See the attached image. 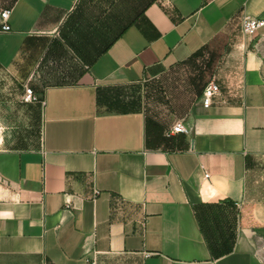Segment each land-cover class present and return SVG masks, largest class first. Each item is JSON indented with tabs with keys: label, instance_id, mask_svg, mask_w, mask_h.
Instances as JSON below:
<instances>
[{
	"label": "crops",
	"instance_id": "obj_1",
	"mask_svg": "<svg viewBox=\"0 0 264 264\" xmlns=\"http://www.w3.org/2000/svg\"><path fill=\"white\" fill-rule=\"evenodd\" d=\"M4 10L0 264H264V30L240 31L264 0ZM206 57L212 105L161 108L167 73Z\"/></svg>",
	"mask_w": 264,
	"mask_h": 264
},
{
	"label": "built area",
	"instance_id": "obj_2",
	"mask_svg": "<svg viewBox=\"0 0 264 264\" xmlns=\"http://www.w3.org/2000/svg\"><path fill=\"white\" fill-rule=\"evenodd\" d=\"M1 17V32H9L10 26L8 24L10 11L4 10L0 12ZM264 30V19L255 18L249 15H242L240 17V31L244 39L251 40L253 37L257 35L258 32ZM220 94L219 85L210 81L203 90L201 103L205 109H208L212 105L213 99ZM24 104H37L42 103L39 101L37 95L34 93L33 89L29 86H24V92L21 99ZM43 104V103H42ZM3 132L2 126L0 124V136ZM188 130L183 122H177L172 127L171 131L167 134V136L184 134L187 133ZM209 175H205V178H208ZM89 264H95L94 261Z\"/></svg>",
	"mask_w": 264,
	"mask_h": 264
},
{
	"label": "rangeland",
	"instance_id": "obj_3",
	"mask_svg": "<svg viewBox=\"0 0 264 264\" xmlns=\"http://www.w3.org/2000/svg\"><path fill=\"white\" fill-rule=\"evenodd\" d=\"M207 63H209L208 57L203 58V60L197 59L196 69H190V67L184 69L180 67L167 73V85L164 87H157L160 97L158 105L162 108V106L169 102H173L176 98L177 100H182V98L188 97L194 100L198 92L202 90V88L204 89L207 84L211 72L205 67Z\"/></svg>",
	"mask_w": 264,
	"mask_h": 264
}]
</instances>
